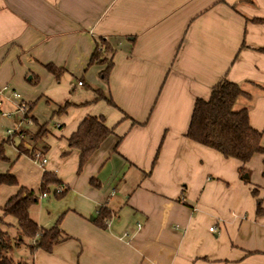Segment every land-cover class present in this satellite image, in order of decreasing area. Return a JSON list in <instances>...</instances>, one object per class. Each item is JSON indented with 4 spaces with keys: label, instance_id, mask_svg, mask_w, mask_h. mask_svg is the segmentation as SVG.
<instances>
[{
    "label": "crops",
    "instance_id": "obj_1",
    "mask_svg": "<svg viewBox=\"0 0 264 264\" xmlns=\"http://www.w3.org/2000/svg\"><path fill=\"white\" fill-rule=\"evenodd\" d=\"M98 38L115 50L107 84L98 75L102 66L89 64ZM263 48L264 0H0V89L25 91L6 100L10 106L35 103L46 92L56 102L74 87L71 75L83 89L66 110H54L55 127L34 142L48 157L44 166L19 151V140L4 143L0 174L10 171L40 194L47 170L68 189L58 198L52 186L30 208L40 226L60 224L52 251L31 255L26 239L14 259L264 264V213H257L258 199L264 209V154L245 164L243 178L240 160L186 135L196 98L226 78L252 93L239 105L249 108L264 145ZM50 63L65 69L59 81L46 69ZM87 81L108 89L115 105L93 101ZM87 115L104 116L114 133L78 172L80 151L68 138ZM18 188L0 185V217ZM101 207L112 213L106 227L96 223ZM0 227L18 236L12 216Z\"/></svg>",
    "mask_w": 264,
    "mask_h": 264
},
{
    "label": "trees",
    "instance_id": "obj_2",
    "mask_svg": "<svg viewBox=\"0 0 264 264\" xmlns=\"http://www.w3.org/2000/svg\"><path fill=\"white\" fill-rule=\"evenodd\" d=\"M262 50L264 51V48ZM114 53L115 50L106 39H96V47L89 64L102 66L98 75L100 80L106 84L114 67ZM45 67L54 75L57 81L66 72L64 68L52 63L46 64ZM37 80L35 78L31 83H37ZM81 82L85 84L84 79H81ZM86 86L95 93L93 101L105 100L107 103L115 105L108 89L95 87L89 83H86ZM242 98L250 99L252 98V93L237 82L226 78L221 79L213 86L208 97L196 98L186 135L190 139L220 152L226 158L240 160L243 163L240 169L243 177L247 172L245 164L254 155L264 154V145L262 143L263 131L254 128L250 123L249 108L239 105V101ZM25 104L28 111L32 112L35 103L28 102ZM71 104L70 101L65 102L64 105L59 107L58 112L66 110ZM36 120L33 117V121L35 122ZM47 132L46 124L40 125L38 131L32 135V141L39 143ZM113 133L114 129L106 125L102 115H87L81 121L76 131L68 138L69 147L80 151L78 172L82 171L88 160L101 147L104 140ZM4 143H6V140L0 142V160L6 161L8 157L5 153ZM23 144V139L19 140L17 148L21 153L27 154L28 151L24 149ZM31 155L33 157L34 153ZM91 181L92 184L98 185V179H92ZM2 184L19 187L18 191L1 207L3 216L0 217L1 223L4 216H12L16 219L18 236L12 238L7 231L0 227V264H32L31 261L27 260H15L12 254L15 248L25 243L26 239H30L32 243L28 244V246L31 255L39 249L52 251L54 244L60 240L62 233L60 224L56 223L46 228L40 226L31 217L30 208L39 202V193L34 189L19 185L18 178L10 171L0 174V185ZM61 185L63 186L62 181L54 173L47 170L43 172L40 185L41 193H49L51 187L56 186L54 194L60 198L68 190L64 188L62 192H58L57 187ZM253 193L256 194L255 189ZM257 203V213L261 215L264 213L261 200L258 199ZM111 218V211L106 207H101L96 223L101 227H106V222Z\"/></svg>",
    "mask_w": 264,
    "mask_h": 264
},
{
    "label": "rangeland",
    "instance_id": "obj_3",
    "mask_svg": "<svg viewBox=\"0 0 264 264\" xmlns=\"http://www.w3.org/2000/svg\"><path fill=\"white\" fill-rule=\"evenodd\" d=\"M73 75H71V80L75 83L72 89H70L71 91L67 94V95H60V97H56L55 101L56 102H51L48 99V97H50V95L46 92L44 93V96L36 99V102L34 104V109L33 112L36 115L37 119H38V124L34 123L33 121V115L31 114V112L27 111L26 115L27 118L30 119L32 122L31 123H27V121L25 120L24 123L22 124V128H26L27 130V134L25 136V138H23V146L24 149L27 150V154L32 156L31 154L34 153L36 150H43V149H39L38 147L34 146V141H32L31 137L34 134V131L38 130V127L40 125L46 124V126L48 127L49 130H52L53 127H55L54 123L56 121V119H54V116L56 115V113L54 112L55 109H58L61 105L65 104V101L67 100H71L72 98H75V96L80 92L83 91L82 87L77 85V79L76 77H72ZM89 84L90 81H87ZM31 85L33 86H37L38 83H31ZM18 92L21 93V95L25 94V91L22 89H16ZM62 90H60L61 93ZM63 93V91H62ZM2 109L7 111V112H12L10 117H3L1 115L0 112V141H4V139H6V141H9L8 138V133L7 130L8 129H14L17 124L19 123V121L23 118L22 114L19 112L15 111V108L11 107L10 104L7 101H4V103L1 105ZM32 131H31V130ZM15 140L17 141L18 139L15 138ZM21 140V139H20ZM25 143L30 144V147H28V145H25ZM44 151V150H43ZM246 175V173L244 174V176ZM51 195V194H50ZM44 199V198H42ZM41 200V199H40ZM1 223V222H0Z\"/></svg>",
    "mask_w": 264,
    "mask_h": 264
},
{
    "label": "built area",
    "instance_id": "obj_4",
    "mask_svg": "<svg viewBox=\"0 0 264 264\" xmlns=\"http://www.w3.org/2000/svg\"><path fill=\"white\" fill-rule=\"evenodd\" d=\"M79 85H82L81 81H79ZM21 98H22L21 93L16 91L15 89H12L9 85H5L3 88L0 89V106L6 100H10L14 102L15 100H19ZM15 111L21 113L23 118L19 121V123L14 129L7 130V133L9 135L7 139L10 140V142H13L15 138H17L18 140L20 139L22 140L23 138H25L28 129L22 128V124L24 123L25 120L27 121L28 124L32 122L30 119L27 118L26 113L28 111V108L25 102L21 101L19 104H17L15 107ZM0 112L3 117H7V118L10 117L12 113V112H7L3 109H0ZM33 159L36 162H38L41 166H44L48 161V157L46 153L41 150H36L34 152ZM63 190L64 187L62 185L57 187L58 192H62ZM47 195H49V193H40L39 199H42ZM211 229H213V227H211Z\"/></svg>",
    "mask_w": 264,
    "mask_h": 264
},
{
    "label": "water",
    "instance_id": "obj_5",
    "mask_svg": "<svg viewBox=\"0 0 264 264\" xmlns=\"http://www.w3.org/2000/svg\"><path fill=\"white\" fill-rule=\"evenodd\" d=\"M246 176H248V175H246Z\"/></svg>",
    "mask_w": 264,
    "mask_h": 264
}]
</instances>
